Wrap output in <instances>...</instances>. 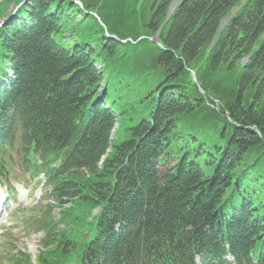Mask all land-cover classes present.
<instances>
[{
    "label": "trees",
    "instance_id": "trees-1",
    "mask_svg": "<svg viewBox=\"0 0 264 264\" xmlns=\"http://www.w3.org/2000/svg\"><path fill=\"white\" fill-rule=\"evenodd\" d=\"M19 1L0 0V16ZM30 2L31 28L12 44L24 70L13 107L37 146L29 163L73 206L42 260L128 264L141 245L211 251L218 233L243 247L253 222L264 232V0ZM98 96L109 112L92 106ZM88 117L77 170L57 175L50 164L68 157L66 139ZM234 205L246 210L237 221ZM96 206L127 225L121 245L96 246L106 229L89 250L70 240Z\"/></svg>",
    "mask_w": 264,
    "mask_h": 264
},
{
    "label": "rangeland",
    "instance_id": "rangeland-1",
    "mask_svg": "<svg viewBox=\"0 0 264 264\" xmlns=\"http://www.w3.org/2000/svg\"><path fill=\"white\" fill-rule=\"evenodd\" d=\"M168 165L160 168L162 175L166 173ZM160 178H162L160 176ZM57 218V217H56ZM41 235H33L29 237H23L21 234L18 236V242L14 243V246H9L7 250L0 249V264H8L11 260L20 256V253H26L30 255V259L34 261L41 251L40 245ZM5 241H2V244Z\"/></svg>",
    "mask_w": 264,
    "mask_h": 264
}]
</instances>
